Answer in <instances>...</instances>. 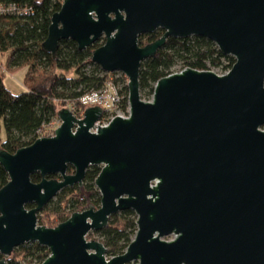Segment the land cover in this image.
<instances>
[{
    "label": "water",
    "instance_id": "water-1",
    "mask_svg": "<svg viewBox=\"0 0 264 264\" xmlns=\"http://www.w3.org/2000/svg\"><path fill=\"white\" fill-rule=\"evenodd\" d=\"M156 29L161 36L139 44V35ZM192 35L233 57L231 67L172 72L142 100L141 62L167 38ZM101 37L91 60L128 78V115L101 126L98 105L81 118L62 107L53 135L13 153L0 147L8 174L0 188V264L32 242L49 249L40 264H264V0H63L42 48L55 57L60 40L83 50ZM92 165L100 166L99 206L39 225L38 212L61 189L81 187ZM127 209L136 214L135 234L106 259L105 245L87 235Z\"/></svg>",
    "mask_w": 264,
    "mask_h": 264
},
{
    "label": "trees",
    "instance_id": "trees-1",
    "mask_svg": "<svg viewBox=\"0 0 264 264\" xmlns=\"http://www.w3.org/2000/svg\"><path fill=\"white\" fill-rule=\"evenodd\" d=\"M19 5L31 7L32 12L22 16H0V53L9 51L8 62L12 69L25 66L23 85L25 90L13 93L3 82L0 70V133L3 125L6 137L0 139V147L13 153L18 148L27 146L36 138L47 136L43 127L52 117H57V111L62 107L74 105L81 107L78 97L101 88L111 78L112 73H106L91 60L92 50L102 42L79 50L74 40H60L55 57L42 48L53 12L59 10L63 0H6ZM160 32L139 35V44L143 45L159 37ZM143 38H145L143 43ZM177 61H182L184 67L198 70H208L219 67L228 70L234 58L224 55L217 49L214 42L203 36L169 37L153 57L144 59L139 69V91L152 95L154 83L163 76L170 74ZM91 65L92 68L87 69ZM116 82V79H113ZM125 97L122 109L127 103V86H123ZM2 122V125H1ZM264 127V126H263ZM100 171L99 165L90 166L85 173L83 185L68 186L61 189L40 211L44 213L47 225L52 226L55 220L63 221L74 211L83 208L82 192L97 195L96 199L86 201L98 207L100 194L95 189L94 180ZM67 172L72 173L73 167L68 165ZM50 174L47 178H55ZM41 176L38 172L31 174L30 179L38 182ZM8 174L0 165V188L7 182ZM27 208L33 204H27ZM37 221L44 224L42 216L37 214ZM51 223V224H50ZM136 231V215L127 209L111 214L108 223L98 232L103 238L101 242L106 247L110 257L124 252ZM90 235V232L88 233ZM49 254L46 246L37 242L22 244L12 251L6 264H20V257L27 263L33 261L40 264Z\"/></svg>",
    "mask_w": 264,
    "mask_h": 264
},
{
    "label": "rangeland",
    "instance_id": "rangeland-1",
    "mask_svg": "<svg viewBox=\"0 0 264 264\" xmlns=\"http://www.w3.org/2000/svg\"><path fill=\"white\" fill-rule=\"evenodd\" d=\"M144 40H145V38H143V40H142L143 43H144ZM97 41L101 43L104 40L101 37ZM8 55H9V51L8 50L0 53V70L3 73V82H4L5 87L7 89H9L11 92H13V93H20V92H22V91L25 90V87H24L22 81H23V77H24V74H25L26 67L25 66H20L18 68L12 69L10 67L9 62H8ZM90 68H92V66L91 65H88L87 66V69H90ZM184 68H186V67L183 66L182 61H177L175 63V65L173 66L172 71L173 72H178V71H180V70H182ZM208 70H212L213 72H215L217 74H223V73L226 72V70H222L219 67H211ZM111 77L113 79H116V82H115L116 88L118 89L121 98H124L125 97V94L123 92V86L127 84L128 78L123 73H121V72H115L114 74L111 75ZM140 97H141L142 100H145V101H148V100L151 99V96L150 95H147V92L146 91H140ZM67 107H69L72 110V112H75L73 105H70V106H67ZM76 117L79 118L78 116H76ZM107 117H108V114L105 116V118H107ZM59 124H60V119H58V117H52L49 120V122L46 124V131H44V132H46V134L53 133V131L55 130V128ZM1 125H2V122H1ZM1 128L2 129H1V133H0V139L1 140H4L5 137H6V133H5V130H4L3 125H2ZM262 128L264 129V127H262ZM95 189L99 193V191L96 188V186H95ZM82 197L84 198V201L81 202V203H83V208L82 209H85V208H87L85 206L86 205L87 198H86V196L84 194H82ZM96 197H97L96 193L95 194H89L88 200L89 201H92V200L96 199ZM38 214L42 216V219L44 220V224H46L45 226H48L49 227V225H47L49 223L46 222V219L47 218L45 217L44 213L38 212ZM59 222H61V221L55 220L52 223V226H50V227L55 226ZM37 223L39 225H42L38 221H37ZM102 238L103 237L98 232H95V231H91L90 232V235H87V239H96V240L101 241ZM171 238H173V235H169V236L163 237V239H165V240H169ZM9 256H6L5 258H9ZM105 257H106V259H109L110 258V256H108L107 254L105 255ZM19 263L20 264H26L27 262L20 257ZM136 263H137V261H133V262H130L128 264H136ZM31 264H38V262L36 260V261H33Z\"/></svg>",
    "mask_w": 264,
    "mask_h": 264
},
{
    "label": "built area",
    "instance_id": "built-area-1",
    "mask_svg": "<svg viewBox=\"0 0 264 264\" xmlns=\"http://www.w3.org/2000/svg\"><path fill=\"white\" fill-rule=\"evenodd\" d=\"M30 12H32L31 7L22 6L13 1L0 0V16L10 15L16 17L29 14ZM123 99L124 98H121L115 82L111 77L101 88L85 92L79 96L78 102L81 107L77 108L73 105L75 112L72 113L81 118L86 107L98 105L102 108V114L96 121V124L101 126L106 125L109 120L116 115H128V106L125 111L122 109ZM107 114L108 117L105 118ZM44 131H46V125L43 127V133H45ZM51 135H53V133H49L47 136Z\"/></svg>",
    "mask_w": 264,
    "mask_h": 264
},
{
    "label": "flooded vegetation",
    "instance_id": "flooded-vegetation-1",
    "mask_svg": "<svg viewBox=\"0 0 264 264\" xmlns=\"http://www.w3.org/2000/svg\"><path fill=\"white\" fill-rule=\"evenodd\" d=\"M155 31L160 32L159 29H158V30L156 29ZM155 31H153V32H155ZM151 33H152V32H151ZM161 35H162V34H161ZM161 35H160V36H161ZM157 38H158V37H157ZM151 42H152V41H151ZM147 43H149V42H147ZM145 44H146V43H145Z\"/></svg>",
    "mask_w": 264,
    "mask_h": 264
}]
</instances>
